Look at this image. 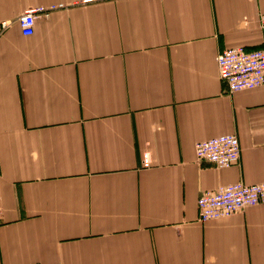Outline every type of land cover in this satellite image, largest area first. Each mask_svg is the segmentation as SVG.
Here are the masks:
<instances>
[{"label":"crops","instance_id":"0c3cea01","mask_svg":"<svg viewBox=\"0 0 264 264\" xmlns=\"http://www.w3.org/2000/svg\"><path fill=\"white\" fill-rule=\"evenodd\" d=\"M58 5L22 34L26 9ZM262 14L264 0H0V264H264V206L202 223L197 205L264 181V84L228 93L217 63L264 47ZM222 135L239 163L199 162L196 143Z\"/></svg>","mask_w":264,"mask_h":264},{"label":"built area","instance_id":"2783aa9c","mask_svg":"<svg viewBox=\"0 0 264 264\" xmlns=\"http://www.w3.org/2000/svg\"><path fill=\"white\" fill-rule=\"evenodd\" d=\"M64 8L63 5L30 7L18 19L24 36L34 33L35 24L41 15ZM6 27L7 22L1 23ZM264 32V14L259 18ZM219 77L226 86V92L233 93L261 87L264 84V47L249 50L244 47L225 49L217 57ZM199 162H208L218 168H230L239 163L240 141L236 135H222L195 145ZM143 166L150 167L148 155H144ZM199 221L204 223L230 217L249 207L264 206V181L254 185L234 183L205 192L197 202Z\"/></svg>","mask_w":264,"mask_h":264}]
</instances>
